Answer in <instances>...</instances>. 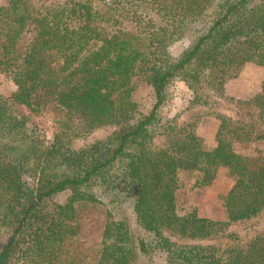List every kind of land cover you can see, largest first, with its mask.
<instances>
[{"label": "trees", "instance_id": "obj_1", "mask_svg": "<svg viewBox=\"0 0 264 264\" xmlns=\"http://www.w3.org/2000/svg\"><path fill=\"white\" fill-rule=\"evenodd\" d=\"M190 29L195 36L172 56L168 46ZM246 62L264 65V0L0 3V72L15 85L0 93V264H264V229L245 245L227 230L264 211V154L232 146L264 138V81L235 100L255 109L254 120L215 112L210 148L193 122L160 123L159 114L175 76L191 105L211 107ZM136 78L152 89L146 112L133 98ZM22 106L54 113L50 138ZM111 124L106 137L73 147ZM219 167L232 178L225 217L179 213V172L204 185ZM79 202L105 209L95 252L74 247Z\"/></svg>", "mask_w": 264, "mask_h": 264}, {"label": "rangeland", "instance_id": "obj_2", "mask_svg": "<svg viewBox=\"0 0 264 264\" xmlns=\"http://www.w3.org/2000/svg\"><path fill=\"white\" fill-rule=\"evenodd\" d=\"M8 0H0V3H7ZM195 36L193 30H187L185 34L172 42L168 50L172 56L178 55L181 50ZM264 81V65L255 62H246L238 74L228 78L224 84V96H217L212 99L211 107L208 105H191L190 99L192 91L187 87L180 76L172 78L166 88V98L162 103L159 114L160 123L182 124L193 122L196 133L201 137L205 147L210 148L216 143L215 132L218 126V118L215 112H220L240 119L244 122L255 119V109L247 106L237 105V99H247L256 94ZM15 85L11 78L0 72V93L9 95L14 91ZM133 98L137 101L143 111H148L154 101L151 87L142 79L136 78ZM214 100V101H213ZM20 110L30 114L23 106ZM31 115V119L44 131L47 138H50L56 124L53 120L54 113L49 109L43 110L39 114ZM258 125V120H255ZM114 129V125H103L95 128L90 133L76 137L72 141L73 147H80L96 138H104ZM165 135L157 133L154 138L155 144H163ZM232 146L235 151L243 154H264V138L251 139L247 141H233ZM195 173L182 170L179 172V183L175 190L176 209L179 213H189L195 211L199 215L208 216L214 219L225 217V209L222 205V196L232 184V178L223 167H219L214 178L208 184L198 185L195 183ZM77 219L80 230L77 236L75 248L85 252H95L97 242L101 236V230L106 220L105 209L90 203H77ZM132 223V221H131ZM264 229V211L248 219L232 222L227 230L233 231L237 235V243L245 245L255 235ZM173 239L184 241H195L194 239ZM218 237H215L217 239ZM205 241V240H197ZM94 254V253H93ZM158 254L157 261L161 260Z\"/></svg>", "mask_w": 264, "mask_h": 264}]
</instances>
